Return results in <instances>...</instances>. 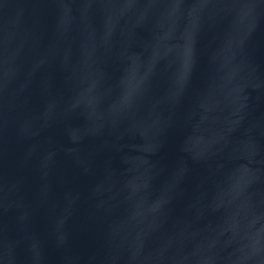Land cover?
Here are the masks:
<instances>
[{
    "label": "water",
    "instance_id": "obj_1",
    "mask_svg": "<svg viewBox=\"0 0 264 264\" xmlns=\"http://www.w3.org/2000/svg\"><path fill=\"white\" fill-rule=\"evenodd\" d=\"M0 264H264V0H0Z\"/></svg>",
    "mask_w": 264,
    "mask_h": 264
}]
</instances>
